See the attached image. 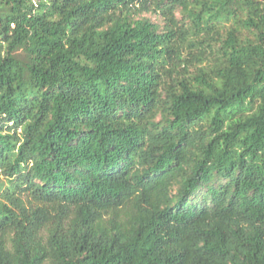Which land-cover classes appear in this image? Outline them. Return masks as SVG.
Instances as JSON below:
<instances>
[{
    "label": "trees",
    "instance_id": "trees-1",
    "mask_svg": "<svg viewBox=\"0 0 264 264\" xmlns=\"http://www.w3.org/2000/svg\"><path fill=\"white\" fill-rule=\"evenodd\" d=\"M0 264H264V0H0Z\"/></svg>",
    "mask_w": 264,
    "mask_h": 264
},
{
    "label": "rangeland",
    "instance_id": "rangeland-1",
    "mask_svg": "<svg viewBox=\"0 0 264 264\" xmlns=\"http://www.w3.org/2000/svg\"><path fill=\"white\" fill-rule=\"evenodd\" d=\"M141 17H145V18L151 20L152 22H154V23H156L158 25H162V23H163L161 18H159L156 14H153V13H144V14L141 15ZM176 17L180 18V15L177 13ZM16 55L20 59H23V57H24V55H23V53L21 51L17 52ZM200 195L197 197V199H199V197H201Z\"/></svg>",
    "mask_w": 264,
    "mask_h": 264
}]
</instances>
